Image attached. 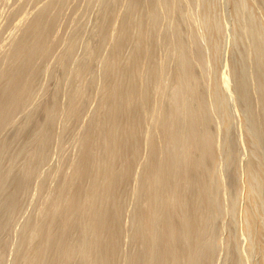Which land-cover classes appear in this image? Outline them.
Masks as SVG:
<instances>
[{
	"label": "bare ground",
	"instance_id": "6f19581e",
	"mask_svg": "<svg viewBox=\"0 0 264 264\" xmlns=\"http://www.w3.org/2000/svg\"><path fill=\"white\" fill-rule=\"evenodd\" d=\"M69 1L1 52L0 264L35 188L11 264H264V0Z\"/></svg>",
	"mask_w": 264,
	"mask_h": 264
},
{
	"label": "rangeland",
	"instance_id": "374dc122",
	"mask_svg": "<svg viewBox=\"0 0 264 264\" xmlns=\"http://www.w3.org/2000/svg\"><path fill=\"white\" fill-rule=\"evenodd\" d=\"M5 1V2H4ZM0 0V35H3V36H0V56H2L3 54H1V52L3 53V51L5 52V50L6 49H8L9 48V46H10V43H11V40L12 39H14L15 37H17L18 35H19V33H20V31H21V27H22V25L24 24V22L22 21V23L20 22L21 20H22V16H24L25 14L27 15H25V17L27 18H31V15L33 16L34 14H35V12H36V10L41 6V4L43 5V3L45 2V0H18V2H17V0ZM12 1H13V3H12ZM29 1H30V3H29ZM87 1L88 0H70L69 1V4H67L66 5V7H65V9H64V12H63V17H61L60 19L61 20H59L58 21V23L59 24H57V27H56V35H57V33L59 34V35H57V36H59V37H61L62 39H66V37L68 36V33L70 34V31H72V29L75 27V24H76V22H74V17H77L78 19H81V20H83L84 19V13H86V9H87V7H84V6H87L86 4H87ZM224 1V0H223ZM23 2V3H22ZM86 2V3H85ZM8 3V4H7ZM221 3H223L222 2V0H221ZM3 4V5H2ZM27 4H28V6H27ZM81 4V5H80ZM83 4V5H82ZM11 5V6H10ZM26 5V6H25ZM38 5V6H37ZM24 6V7H23ZM14 7V8H13ZM20 7V8H19ZM34 7V8H33ZM27 8H28V10H27ZM84 8V9H83ZM17 10V11H16ZM27 10V11H26ZM85 10V11H84ZM25 13H24V12ZM7 12V13H6ZM82 12V13H81ZM14 13H15V15H14ZM34 13V14H33ZM78 13V14H77ZM193 13V12H192ZM22 14V15H21ZM24 14V15H23ZM29 15V16H28ZM78 15V16H77ZM191 15H193V14H191ZM7 16V17H6ZM10 17V18H9ZM22 17V18H21ZM9 18V19H8ZM17 18V19H16ZM20 18V19H19ZM77 18H75V19H77ZM73 19V20H72ZM19 20V21H18ZM14 21V22H13ZM12 22V24H10ZM2 23V24H1ZM18 23V24H17ZM19 23H20V25H19ZM73 23V24H72ZM22 24V25H21ZM69 24H72V25H69ZM21 26V27H20ZM2 27V28H1ZM71 27V28H70ZM4 28H5V30H4ZM15 29V30H14ZM18 29V30H17ZM20 29V30H19ZM11 30V31H10ZM58 30V31H57ZM227 31V33H225V35H224V41H229V42H227V43H225L224 44V51H223V54H224V56H223V61L225 62V63H223L222 64V69L221 70H225V71H228V68L229 67H227L228 66V64L227 63H229L228 62V60H230V54H231V49L230 48H232L231 46H228V45H230V42H231V32L228 30V27H227V29H226ZM2 32V33H1ZM13 32V33H12ZM230 33V34H229ZM17 34V36H13V35H16ZM11 35V36H10ZM65 35H67V36H65ZM230 35V36H229ZM9 36V37H8ZM3 37V38H2ZM7 37V38H6ZM68 38V37H67ZM3 41V42H2ZM5 41V42H4ZM5 43V44H4ZM3 44V45H2ZM60 47H58V50H60V48H61V45H59ZM228 48V49H227ZM5 49V50H4ZM54 58V56H51L50 57V59H47L48 61L50 60V64H52L53 63V59ZM229 58V59H228ZM224 66H225V68H224ZM45 78H43V81H46L47 82V79L48 78H46L47 76L45 75L44 76ZM45 82V83H46ZM50 84H51V81H50ZM49 84V85H50ZM37 97H39V96H37ZM36 97V98H37ZM39 99V98H38ZM93 99V100H92ZM89 102H88V104H87V106H86V109H85V111H86V113H84V115H86L85 116V118H84V116H83V118H82V120H84V121H86L88 118H89V115L91 114L90 112H92L93 111V108H95V106H96V104H97V101H96V99L94 100V98H92ZM93 102V103H92ZM88 109V110H87ZM84 111V112H85ZM88 114V115H87ZM88 117V118H87ZM237 119L235 120L236 121V126H237V133L239 134V135H241V137H242V135H243V132L240 134V132L241 131H238V129L240 130V128H241V116L239 115V113H236V116H235ZM239 117V118H238ZM239 119V120H238ZM239 122V123H238ZM60 126H61V124L60 123H58V128H60ZM242 130V129H241ZM71 141V142H70ZM244 145H242V147H243ZM77 146H76V144H75V142L73 141V140H68V141H66L65 142V144H64V148H65V154L67 155V154H69V156H73V154L75 155V151H77V148H76ZM53 152V153H52ZM50 154L51 155H49V157H48V159H47V161L45 162V164H43L44 166H42L43 168H42V170H41V172L42 173H45V171L46 170H48L49 168H51L52 166L54 167L55 165H57L58 163H59V160H60V157H61V155H60V153L59 152H57V150L55 149L54 151H52ZM54 152H57V154L56 153H54ZM67 152V153H66ZM244 152H245V149H244V147L242 148V158H245V155L246 154H244ZM246 153V152H245ZM59 154V155H58ZM145 155V154H144ZM68 156V155H67ZM47 168V169H46ZM139 170H140V166L138 167L137 166V168H136V171H138L139 172ZM35 185V187H36V183L34 184ZM35 187H33L32 186V188L34 189ZM33 192V193H32ZM32 192H31V194H29L28 196H26L25 197V199H24V202H25V204L23 205V207H22V209L23 210H21V213H19L18 214V216L17 217H19L17 220H15V222H14V226L12 227V231H11V241H13V242H11V245L9 244V246H8V250H7V253H6V264H11V262H13V258H14V252H15V250L13 251V249H14V246H15V244H16V242L18 241V232H19V230H20V227H21V225L23 224V222H24V220L27 218V215L28 216H30V214L31 213H33L34 211V205L33 204H35V202H36V200L35 199H38L37 198V193H36V188H35V190H32ZM36 193V194H35ZM33 194V195H32ZM30 195H31V197H30ZM35 196V197H34ZM28 197V198H27ZM27 198V199H26ZM32 198H34V199H32ZM27 202H26V201ZM34 200H35V202H34ZM133 200L132 199H130V201H128V204H127V206L128 207H126V212H125V214H127V215H125L124 216V221H125V223H126V225L130 222V221H128V220H130V216L128 215V214H130V212H131V210H132V205H133V202H132ZM28 202H30V203H28ZM240 202L242 203L243 202V204H244V199L243 198H241L240 199ZM240 203V204H241ZM28 204H29V206H28ZM243 204H241V205H243ZM23 211V212H22ZM23 213V214H22ZM24 217H26V218H24ZM242 216L239 214V216H238V222L239 223H241L242 221V218H241ZM240 218H241V220H240ZM16 221H17V223H16ZM15 232V233H14ZM17 233V234H16ZM226 233L227 232H224L223 231V234H221V236L222 235H224V236H222V238L223 237H225V235H226ZM17 238V239H16ZM243 240V239H242ZM241 243H242V241H241ZM244 243V242H243ZM242 243V244H243ZM245 244H246V241H245V243H244V246H245ZM244 246L243 245H241V247H243L244 248ZM13 247V249H11ZM11 250V251H10ZM223 250V249H222ZM222 250H219L220 252H218L219 254V256L217 257V258H219L217 261H219V264L221 263L220 262V260H221V258L223 259V255L222 254H224V252H221ZM222 253V254H221ZM13 257V258H12ZM217 264H218V262H217Z\"/></svg>",
	"mask_w": 264,
	"mask_h": 264
}]
</instances>
